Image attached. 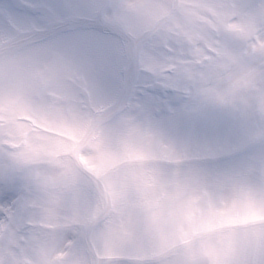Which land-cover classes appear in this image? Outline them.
Wrapping results in <instances>:
<instances>
[{
  "label": "clouds",
  "instance_id": "obj_1",
  "mask_svg": "<svg viewBox=\"0 0 264 264\" xmlns=\"http://www.w3.org/2000/svg\"><path fill=\"white\" fill-rule=\"evenodd\" d=\"M25 6L45 20L0 14V264H264V0ZM150 88L233 134L177 131Z\"/></svg>",
  "mask_w": 264,
  "mask_h": 264
},
{
  "label": "rangeland",
  "instance_id": "obj_2",
  "mask_svg": "<svg viewBox=\"0 0 264 264\" xmlns=\"http://www.w3.org/2000/svg\"><path fill=\"white\" fill-rule=\"evenodd\" d=\"M29 2H32L33 5L35 3L43 2V0H27ZM40 1V2H37ZM57 0H51L48 4H52L53 2H56ZM74 2V0H67L66 3ZM65 3L61 2L60 4ZM57 5V3H55ZM1 6V5H0ZM36 8V7H31ZM0 10H3V8H0ZM5 10V9H4ZM3 12L7 13L5 10ZM11 18H13L12 13L10 11ZM16 18H13V20H19V21H30L32 19H39V20H45V17L42 14L34 15L32 13L31 17H24L21 18L18 15H15ZM64 33L65 37L69 40H75L78 43L82 44L84 47L91 49L95 52L97 56H102L105 52V50L108 48L111 37L104 32L103 30L99 28H90L88 26L81 27L79 30H65ZM126 84L117 83L114 80L108 81V86L112 88L114 91L122 92L125 89ZM130 92H135L137 89L134 85L131 84V87L129 89ZM160 89L150 88L147 91L143 92V97L145 100V103L152 108L155 112H157L160 115V118L165 120L171 127L176 129L179 132H184V130L181 127L182 120L181 116L182 109L178 105L177 99L170 95H167L164 97V94L161 93ZM160 105H164L165 108L159 107ZM188 115V114H187ZM190 119L191 127L187 125V131L186 132H198L197 135L201 137H213L218 139H226L228 138L226 136V131L232 127L227 121L222 120L221 118L209 114H199V115H188ZM196 124V125H195ZM198 128V129H195ZM206 134V136L204 135ZM232 161H225V163H231Z\"/></svg>",
  "mask_w": 264,
  "mask_h": 264
}]
</instances>
